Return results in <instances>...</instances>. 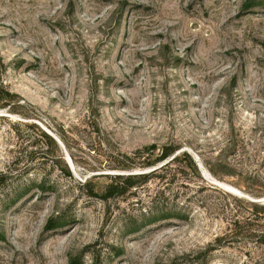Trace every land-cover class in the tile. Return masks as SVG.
<instances>
[{
  "label": "rangeland",
  "instance_id": "obj_1",
  "mask_svg": "<svg viewBox=\"0 0 264 264\" xmlns=\"http://www.w3.org/2000/svg\"><path fill=\"white\" fill-rule=\"evenodd\" d=\"M263 204L264 0H0V264H264Z\"/></svg>",
  "mask_w": 264,
  "mask_h": 264
},
{
  "label": "trees",
  "instance_id": "obj_2",
  "mask_svg": "<svg viewBox=\"0 0 264 264\" xmlns=\"http://www.w3.org/2000/svg\"><path fill=\"white\" fill-rule=\"evenodd\" d=\"M41 134L43 136H47L45 133L41 132ZM154 146L153 145H149V146H145L144 150H137L136 152H141L144 151L146 153H148V151L151 149L153 150ZM178 147H171V146H163L162 150L160 153H158L157 155H155L153 157V159H149V154H147L143 159L144 161L141 162V164L139 166L141 167H150V166H155L152 170L148 171V172H138V173H128V174H123V173H115V174H110L111 176H109L111 178V182H109L103 189L104 191V197H109V196H118L123 194L128 188L133 187L134 186V182L136 179L138 178H143L146 179L147 177H149L151 175L152 172L161 169L164 166H167L171 163H175L179 160V155L182 154V156L187 157L190 161L191 164L194 166V162L192 161V158L190 157V155L186 152V151H182V152H177ZM171 157V158H169ZM146 159V160H145ZM168 159L166 162L162 163L161 165L157 166L156 164L158 162H163L164 160ZM116 163L113 165L114 168H121V169H125V168H130L133 165H126L123 163H119L118 161H115ZM66 174H69V172L66 170ZM134 180V181H133ZM102 191V192H103ZM93 195H95L96 193H91ZM255 206V204H252ZM261 210H257L255 209L254 213H260L263 212L264 213V204L260 206ZM261 217L258 218H250V220H258ZM263 220V219H262ZM249 221H244V223H246L247 225H249ZM52 220H48L46 223V227H49L51 224ZM52 225V224H51ZM256 225V224H253ZM254 236H257L255 233L253 234Z\"/></svg>",
  "mask_w": 264,
  "mask_h": 264
},
{
  "label": "water",
  "instance_id": "obj_3",
  "mask_svg": "<svg viewBox=\"0 0 264 264\" xmlns=\"http://www.w3.org/2000/svg\"><path fill=\"white\" fill-rule=\"evenodd\" d=\"M67 163H68V162H67ZM69 163H70V165H72L71 162H69Z\"/></svg>",
  "mask_w": 264,
  "mask_h": 264
},
{
  "label": "bare ground",
  "instance_id": "obj_4",
  "mask_svg": "<svg viewBox=\"0 0 264 264\" xmlns=\"http://www.w3.org/2000/svg\"><path fill=\"white\" fill-rule=\"evenodd\" d=\"M73 168V167H72Z\"/></svg>",
  "mask_w": 264,
  "mask_h": 264
}]
</instances>
